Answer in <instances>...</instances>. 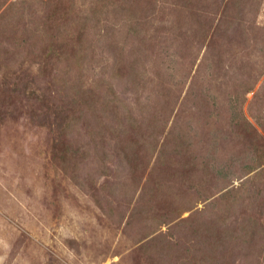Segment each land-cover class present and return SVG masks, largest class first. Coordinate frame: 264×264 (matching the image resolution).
Masks as SVG:
<instances>
[{
    "label": "rangeland",
    "instance_id": "rangeland-1",
    "mask_svg": "<svg viewBox=\"0 0 264 264\" xmlns=\"http://www.w3.org/2000/svg\"><path fill=\"white\" fill-rule=\"evenodd\" d=\"M0 264H264V0H0Z\"/></svg>",
    "mask_w": 264,
    "mask_h": 264
}]
</instances>
